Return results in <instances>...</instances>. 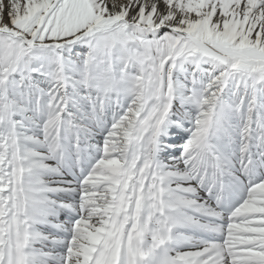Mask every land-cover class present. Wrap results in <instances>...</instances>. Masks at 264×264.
<instances>
[{
	"label": "snow or ice",
	"instance_id": "snow-or-ice-1",
	"mask_svg": "<svg viewBox=\"0 0 264 264\" xmlns=\"http://www.w3.org/2000/svg\"><path fill=\"white\" fill-rule=\"evenodd\" d=\"M0 264H264V0H0Z\"/></svg>",
	"mask_w": 264,
	"mask_h": 264
}]
</instances>
